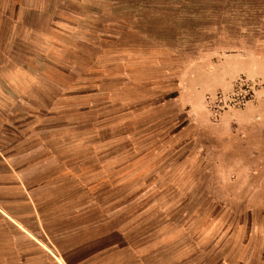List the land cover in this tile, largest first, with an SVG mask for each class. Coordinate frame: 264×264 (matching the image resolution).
Returning <instances> with one entry per match:
<instances>
[{
  "label": "crops",
  "instance_id": "crops-1",
  "mask_svg": "<svg viewBox=\"0 0 264 264\" xmlns=\"http://www.w3.org/2000/svg\"><path fill=\"white\" fill-rule=\"evenodd\" d=\"M173 9L170 34L187 49L207 42L227 52L220 77L208 85L230 93L261 86L217 117H187L185 133L155 131L154 145L146 130L134 135L143 126L126 134L155 161L142 162L122 186H139L134 197L153 190L159 201L177 203L170 226H116L115 210L132 198L115 201L114 181L100 172L108 167L93 137L104 134L92 123L84 129L83 115L59 113L60 122L49 124L52 107L82 105L84 85L50 81L82 69L76 47H57L58 38L52 52L0 51V264H264V0H181ZM131 24L139 39L145 27ZM175 43L172 37L171 51ZM125 57L115 70L122 80L110 90L140 89L166 75L157 62L146 69ZM129 103L124 119L136 114Z\"/></svg>",
  "mask_w": 264,
  "mask_h": 264
},
{
  "label": "rangeland",
  "instance_id": "rangeland-1",
  "mask_svg": "<svg viewBox=\"0 0 264 264\" xmlns=\"http://www.w3.org/2000/svg\"><path fill=\"white\" fill-rule=\"evenodd\" d=\"M174 1L176 2L173 4ZM180 1L0 0V51L7 55L11 50L21 54L30 50L52 52L56 50L53 39L60 38L57 47L62 46L68 50L76 47L77 56L81 55L82 69L80 67L75 72H70L68 68L66 77L60 79L58 75H51L50 81L52 85L58 82L64 85H84L82 105L52 107L47 112L52 115L53 120L49 124L55 126L60 122L57 118L59 113L77 118L83 115L84 129L92 123L104 134L103 137H93L99 144V161L108 167L100 172L114 181V188L118 190L114 195L115 201L121 203L132 198L125 207L115 210V224L119 227L122 224L136 227L142 232L154 225L170 226L171 209L178 204L159 201L153 190L134 197L139 186L123 188L122 185L128 183L130 174L133 177L138 172L142 162L148 159L155 161V155L149 154V149L147 153H139V148H134L133 141L139 138L133 136L146 130L148 144L154 145L152 133L155 131L173 132L185 129V133L187 117L203 113L217 117L223 110L248 102L239 101L235 95L242 93L248 99L261 86L249 85V91L236 90L230 93L220 86L208 85L210 82H217L220 77L219 64H222L227 52L220 49L218 43L207 42L199 46L198 43L188 45L190 48L187 49L180 35L177 41L170 34L171 11L173 10L174 15L173 8ZM134 22L145 27L146 32L140 34L139 39L130 33L133 29L131 23ZM108 23L110 26L106 25ZM90 24L94 28L89 29ZM75 37L82 41H74ZM172 37L176 42L175 51H171ZM135 44L140 46H134ZM71 53L74 59L76 56L74 52ZM181 53H187L188 56L182 57ZM130 54L134 57L133 61L136 59L146 63V69L149 68V63L157 62L163 68L162 71H167L166 75L162 76L160 82L143 85L140 89L124 90L120 85L118 89L110 90L111 85L121 82L122 76H116L121 75V72L115 73V70L122 69L127 58L125 56ZM128 99L131 109L136 112L133 119L123 117ZM113 100L122 101L114 105ZM160 103L163 105L160 106ZM32 113L36 112L33 110L30 114ZM141 126L143 127L135 131L133 136L126 135ZM83 141L86 150L90 151V139L83 138ZM104 149L108 153L102 152ZM180 212H175L176 216ZM166 232H171L169 227Z\"/></svg>",
  "mask_w": 264,
  "mask_h": 264
},
{
  "label": "built area",
  "instance_id": "built-area-1",
  "mask_svg": "<svg viewBox=\"0 0 264 264\" xmlns=\"http://www.w3.org/2000/svg\"><path fill=\"white\" fill-rule=\"evenodd\" d=\"M245 96L246 95H243L242 93H238L237 95H235V98H237L239 101L242 102V101L247 100Z\"/></svg>",
  "mask_w": 264,
  "mask_h": 264
}]
</instances>
